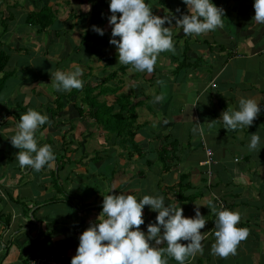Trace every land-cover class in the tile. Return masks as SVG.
Here are the masks:
<instances>
[{"label":"crops","instance_id":"1","mask_svg":"<svg viewBox=\"0 0 264 264\" xmlns=\"http://www.w3.org/2000/svg\"><path fill=\"white\" fill-rule=\"evenodd\" d=\"M74 2L81 10L91 4L87 20L96 18L103 35L111 38L109 0ZM147 2L155 14L173 15L165 26H172L175 42L174 50L159 53L150 73L120 63L110 39L96 55L78 48L83 35L74 29L86 17L74 12L75 22L69 24L72 19L63 18L56 0H0V53L8 56L0 70V264H29L38 248L61 253L64 264H71L81 233L97 220L104 195L113 188L117 194L134 191L138 198L163 195L166 203L180 205L185 216L200 208L207 219L201 229L207 231L204 250L185 264H264V23L254 18V0H214L225 9L223 25L202 34H186L175 25V17L188 11L184 0ZM45 6L55 15L54 23L46 29L27 24V16ZM15 16L18 25H7ZM15 44L22 48L11 51ZM103 56L110 59L99 61ZM110 65L115 67L109 74ZM75 66L83 68L85 87L115 73L106 87L138 103L136 147L122 146L92 116L79 113L85 106L81 90L55 87L52 74ZM161 93L163 99L156 101ZM241 96L262 100V111L249 128L226 129L219 117L227 107H238ZM114 98L109 92L104 101L110 104ZM59 104L62 108L57 109ZM28 108L50 117L35 135L39 146L52 145L55 160L39 171L20 166L19 148L11 142ZM256 131L260 151L248 147ZM164 147L170 156L165 165L157 153ZM208 150L213 160L206 165ZM60 155L67 159L58 162ZM99 172L105 181L93 187ZM220 206L239 210L240 225L249 229L235 253L227 256L212 251ZM157 214L146 205L140 227L147 231ZM168 264L180 262L169 256Z\"/></svg>","mask_w":264,"mask_h":264},{"label":"clouds","instance_id":"2","mask_svg":"<svg viewBox=\"0 0 264 264\" xmlns=\"http://www.w3.org/2000/svg\"><path fill=\"white\" fill-rule=\"evenodd\" d=\"M184 3L188 11L175 17V25L181 26L186 34H202L223 25L225 9L214 0H184ZM109 5L110 43L117 45L118 61L140 71L152 72L159 53L175 49L172 26H165L166 21L172 23L173 15L155 14L147 0H109ZM83 7L91 10V4ZM254 8L255 20L264 23V0H254ZM92 28L104 34L102 27L92 25ZM52 75L58 90L70 91L84 86L80 66L57 69ZM162 99V93L155 96L156 101ZM261 101L255 96H241L238 107H227L219 117L224 122L223 127L249 128L262 111ZM46 122L50 123V117L36 108H28L17 121V131L11 136V142L19 148L16 158L22 168L30 166L39 171L46 165L52 166L55 160L52 145L39 146L35 135ZM248 147L259 151L262 148L257 131L251 134ZM112 190L104 195L97 220L81 233L71 264H168L169 256L185 264L189 256L204 250L207 231L201 229L207 219L199 207L194 216H185L180 205L166 203L163 195L145 194L138 198L134 191L117 194ZM146 205L158 213L155 221L148 223L147 231L140 227L145 223L143 210ZM216 212V240L212 251L227 256L235 253L249 229L240 225L242 213L239 210L225 207Z\"/></svg>","mask_w":264,"mask_h":264},{"label":"trees","instance_id":"3","mask_svg":"<svg viewBox=\"0 0 264 264\" xmlns=\"http://www.w3.org/2000/svg\"><path fill=\"white\" fill-rule=\"evenodd\" d=\"M55 21V15L49 7H43L39 11L30 13L27 18V24L37 26L40 25L41 29L49 28ZM5 23V22H4ZM92 25H98L97 19L94 18L91 20L88 29L83 35V40L87 41L90 44L89 49L92 54L96 55L99 51L100 46L103 43H107L109 41V37L106 35H101L97 31L92 28ZM8 56L4 53H0V70L5 65ZM105 59H110L109 56H103L99 58V61H103ZM116 74L112 76H108L104 82L101 84L91 87L84 86L82 88H77V93L79 90L82 91L79 96L81 99V103L89 104L88 110L86 107H79L78 111L81 115L85 114L87 116H92L98 125L102 126L106 129L111 135L115 134L116 141H120L122 146H125V143H131L134 147H136L135 142L133 141L135 132H136V117L134 114L135 107L138 103L134 104L129 101L128 97L121 96L116 94L117 88H107L106 83L115 77ZM104 88V90H103ZM114 93L115 98L112 103H107V101L98 102V98L101 97L102 93ZM100 100V99H99ZM62 108L61 104L57 105V109ZM86 112V113H85ZM89 112V114H87ZM157 150L158 160L159 162L163 160L165 165L166 160L170 159L168 155V151L165 149ZM61 159L67 157L65 155L56 156Z\"/></svg>","mask_w":264,"mask_h":264},{"label":"rangeland","instance_id":"4","mask_svg":"<svg viewBox=\"0 0 264 264\" xmlns=\"http://www.w3.org/2000/svg\"><path fill=\"white\" fill-rule=\"evenodd\" d=\"M58 3H60L61 4V11H60V13H62L63 12V18L65 19V20H67V19H72L71 20V22L69 23V24H74V22H75V20H74V18L72 17L73 16V14H74V12H77V14H78V16H80V15H82V14H84L83 16L84 17H86L85 18V21L84 20H81V21H79V23L76 25L78 28H75L74 30L80 35V36H82V35H84V33L86 32V30H87V28H88V26H89V20H87V18L88 17H90V15H91V13H92V11H86L85 9H83V10H81L80 9V4L78 3V2H74V0H56ZM56 3V2H55ZM72 6H74V8H72ZM72 9H71V8ZM83 8V7H82ZM94 12V11H93ZM58 13H59V11H58ZM13 18H16L15 20H10V21H7V25H12V26H17L18 25V17H13ZM21 23H23L24 22V20H21L20 21ZM71 26V25H70ZM72 26H74V25H72ZM65 27V28H64ZM61 28V27H60ZM62 28H63V31H65V35L66 34H68V32H67V27H66V25H64V23H63V25H62ZM70 30H71V28H70ZM18 33V32H17ZM20 33V32H19ZM22 33V32H21ZM23 35V34H22ZM83 38V37H82ZM61 40L62 39H64L62 36H61V38H60ZM74 38L72 37V40H73ZM25 40H27V39H25ZM78 40H79V38H78ZM25 43H27V42H25ZM79 43V45H78V48H80V47H82V46H84V47H86L87 48V50L88 51H90L89 50V46L90 45H88V43L87 42H85L83 39L80 41V42H78ZM15 48L14 47H12L11 49V51H14L15 50V52H16V48L17 47H20V48H22V46L20 45V44H15ZM42 54H45V46H44V48L42 49ZM46 58H48L47 56H46ZM94 58V56L92 57V61L94 60L93 59ZM92 65H95V64H92ZM113 67H115V65H113V66H108L107 67V73H109L110 74V72L112 71V69H113ZM100 77V76H99ZM111 86H113V85H111ZM106 98V93H102V95H101V97L100 98H98V102H102V101H104V100H106L105 99ZM100 99V100H99ZM84 105L85 106H87V107H89V104H87L86 102L84 103ZM86 113V112H85ZM87 114H89V112H87ZM97 123V122H96ZM97 124H99V123H97ZM86 151V150H85ZM88 152V154H90L91 153V151H87ZM104 173H105V171H104ZM94 178L96 179L95 181H94V183H93V187H95L96 185H99L100 183L102 184V183H104V181H105V178H103L102 177V175H101V172H99V173H97L95 176H94Z\"/></svg>","mask_w":264,"mask_h":264},{"label":"built area","instance_id":"5","mask_svg":"<svg viewBox=\"0 0 264 264\" xmlns=\"http://www.w3.org/2000/svg\"><path fill=\"white\" fill-rule=\"evenodd\" d=\"M212 153L210 150L207 151L206 165L212 162ZM224 208L220 206L218 209ZM29 264H64L63 256L61 253L43 249H36L29 257Z\"/></svg>","mask_w":264,"mask_h":264}]
</instances>
